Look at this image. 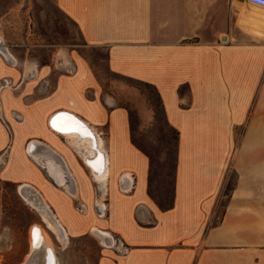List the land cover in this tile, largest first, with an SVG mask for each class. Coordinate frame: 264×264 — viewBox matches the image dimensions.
<instances>
[{
  "label": "crops",
  "instance_id": "obj_1",
  "mask_svg": "<svg viewBox=\"0 0 264 264\" xmlns=\"http://www.w3.org/2000/svg\"><path fill=\"white\" fill-rule=\"evenodd\" d=\"M55 1L90 46L106 49L112 71L159 92L179 134L173 205L161 209L150 195V159L133 142L129 110L102 97L85 60L56 74V65H35L25 76L0 50L1 177L34 187L69 236L110 232L115 244L96 264H264V38L249 33L247 19L262 22L251 4L235 0L234 19L230 0ZM61 110L104 141L103 196L50 124ZM44 153L66 168L71 192Z\"/></svg>",
  "mask_w": 264,
  "mask_h": 264
},
{
  "label": "rangeland",
  "instance_id": "obj_2",
  "mask_svg": "<svg viewBox=\"0 0 264 264\" xmlns=\"http://www.w3.org/2000/svg\"><path fill=\"white\" fill-rule=\"evenodd\" d=\"M233 2L230 0V12L235 19ZM232 31L243 32L236 22ZM0 44L14 56L12 63L24 75L35 65H56L55 74L71 71L73 61L85 60L101 87L102 97L109 104L129 110L133 142L150 159L151 196L163 206L171 204L178 134L169 125L153 86L112 71L106 49L90 46L55 0H0ZM131 158L128 155V164ZM234 183L235 175L231 174L223 191V204ZM22 185L8 182L0 174V264L26 263L32 251V226L46 228L41 215L23 199ZM97 205L104 208L105 202L99 199ZM48 232L59 264H96L101 249L112 247L103 245L93 229L85 235H70L66 243ZM44 257L41 251L32 264H44Z\"/></svg>",
  "mask_w": 264,
  "mask_h": 264
},
{
  "label": "bare ground",
  "instance_id": "obj_3",
  "mask_svg": "<svg viewBox=\"0 0 264 264\" xmlns=\"http://www.w3.org/2000/svg\"><path fill=\"white\" fill-rule=\"evenodd\" d=\"M246 2L251 4L250 11L260 16L259 14L261 10L257 7V5L252 3L250 0H246ZM0 50L5 54L10 55L8 53L9 51H4L5 47L3 48L1 44ZM6 58L13 62V58ZM80 119L81 118L78 116L66 111L57 116L51 125L56 130V132L58 131L60 135L67 137L69 142L80 154L82 160L90 169L94 180L102 189L103 192L101 196H103L106 192L107 179L110 175L108 154L104 148V141L97 134L96 129L88 122ZM42 158L44 159L42 163L48 167L52 174L54 173V175L58 176L59 182L62 184L64 183V187L71 192V189L67 184H65L63 179V176L65 177V172L67 173L66 168L64 169L60 164H56L55 159L51 158L49 155H45V153L43 154ZM35 159H38V161L41 162L37 156ZM20 193L25 202L41 215L42 220L47 228L46 229L43 225L39 224L32 226L30 231L32 251L31 254H29L30 256L27 262L24 264H32L41 251H43L45 254L44 264H59L58 256L48 231L54 234V236L62 243L67 242L69 237L68 232L64 229L57 216L50 210L45 199L34 187L29 184L22 185L20 188ZM93 231L100 238L103 245L113 246L115 244L113 235L107 230L95 226Z\"/></svg>",
  "mask_w": 264,
  "mask_h": 264
},
{
  "label": "built area",
  "instance_id": "obj_4",
  "mask_svg": "<svg viewBox=\"0 0 264 264\" xmlns=\"http://www.w3.org/2000/svg\"><path fill=\"white\" fill-rule=\"evenodd\" d=\"M252 3L256 4L257 7L261 10L260 19L264 22V0H250ZM262 22H252L251 19H247L248 27L250 28V34H253L258 37L264 38V23Z\"/></svg>",
  "mask_w": 264,
  "mask_h": 264
},
{
  "label": "trees",
  "instance_id": "obj_5",
  "mask_svg": "<svg viewBox=\"0 0 264 264\" xmlns=\"http://www.w3.org/2000/svg\"><path fill=\"white\" fill-rule=\"evenodd\" d=\"M137 80V79H136ZM139 81H141V80H139ZM141 82H144V83H146V84H149V85H151V86H153L152 84H150V83H148V82H145V81H141ZM155 89H156V87L155 86H153ZM156 91H157V89H156ZM157 93H158V96H159V98H160V100H161V97H160V95H159V92L157 91ZM161 103H162V100H161ZM162 106H163V103H162ZM163 111H164V107H163ZM165 114V113H164ZM166 117V116H165ZM173 128V127H172ZM174 130H176L175 128H173ZM177 131V130H176ZM177 134H178V131H177ZM178 142H179V134H178ZM178 150V149H177ZM176 169V168H175ZM176 173V172H175ZM175 180H176V174H175V178H174V193H175ZM150 193V192H149ZM151 195V194H150ZM174 196V195H173ZM153 198V197H152ZM154 199V198H153ZM155 200V199H154ZM156 203L158 204V206L161 208V209H168V208H170L172 205H173V198H172V202H171V204H169L168 206H163L162 204H159V202H157L156 201Z\"/></svg>",
  "mask_w": 264,
  "mask_h": 264
},
{
  "label": "water",
  "instance_id": "obj_6",
  "mask_svg": "<svg viewBox=\"0 0 264 264\" xmlns=\"http://www.w3.org/2000/svg\"><path fill=\"white\" fill-rule=\"evenodd\" d=\"M222 40H227V36L226 35H223L222 36ZM63 112H66V111H64V110H61V111H58V112H56V113H54V115L52 116V118H51V120H50V124H52V122H53V120L57 117V116H59L61 113H63ZM72 114V113H71ZM80 120H82V119H80Z\"/></svg>",
  "mask_w": 264,
  "mask_h": 264
},
{
  "label": "snow or ice",
  "instance_id": "obj_7",
  "mask_svg": "<svg viewBox=\"0 0 264 264\" xmlns=\"http://www.w3.org/2000/svg\"><path fill=\"white\" fill-rule=\"evenodd\" d=\"M85 134H87V133H85ZM34 231H38V230H34Z\"/></svg>",
  "mask_w": 264,
  "mask_h": 264
}]
</instances>
